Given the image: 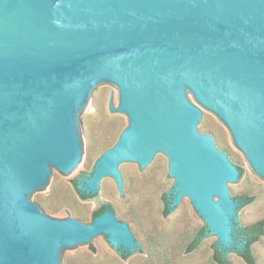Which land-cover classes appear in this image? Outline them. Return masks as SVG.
<instances>
[{"label": "water", "instance_id": "95a60500", "mask_svg": "<svg viewBox=\"0 0 264 264\" xmlns=\"http://www.w3.org/2000/svg\"><path fill=\"white\" fill-rule=\"evenodd\" d=\"M106 86L129 126L78 188L95 195L113 180L128 196L127 166L150 174L168 158L171 207L179 216L192 203L233 261L245 209L232 189L245 178L203 134L208 117L192 99L264 179V0H0V264H68L105 238L145 253L112 210L88 224L34 203L58 171L82 172V121Z\"/></svg>", "mask_w": 264, "mask_h": 264}, {"label": "rangeland", "instance_id": "374dc122", "mask_svg": "<svg viewBox=\"0 0 264 264\" xmlns=\"http://www.w3.org/2000/svg\"><path fill=\"white\" fill-rule=\"evenodd\" d=\"M120 106V91L106 86L95 104L92 106L82 123L89 131L84 142L82 172L70 179L58 171L56 184L46 193L34 201L44 207L50 203L60 204L56 197L51 199L54 187L71 188L69 197L62 208L47 217L54 220L74 219V214H83L88 224L92 223V214L103 204H109L121 222L127 223L139 235L145 253L141 257L123 259L114 249L107 238L90 249L71 251L68 254V264H218L214 261L213 244L218 239L213 235L206 237L201 245L193 252H188L189 244L197 232L205 226L204 219L190 203L178 216L173 209L166 217V205L163 196L171 193L175 178H170L168 158H162L150 174L139 166H127L125 178L129 189L127 196L124 191L119 192L117 184L111 180L97 194L88 201H83L75 192L70 181L80 177L83 173L92 174L99 158L106 150L112 148L122 132L129 126V118L119 117L110 110V99ZM192 102L208 117L203 134L219 137L222 152L226 151L229 159L236 161L244 173V181L240 189H232L234 198L247 194L255 197L252 204L245 209L243 226L256 223L264 219V179L254 170L245 153L238 148L230 128L211 110L201 105L195 95ZM115 124L119 128L114 130ZM111 131L112 136L108 137ZM210 133V134H209ZM44 209V208H43ZM254 254L258 264H264V236L254 244ZM229 260V253L227 254ZM232 264H247L236 255Z\"/></svg>", "mask_w": 264, "mask_h": 264}, {"label": "trees", "instance_id": "16d2710c", "mask_svg": "<svg viewBox=\"0 0 264 264\" xmlns=\"http://www.w3.org/2000/svg\"><path fill=\"white\" fill-rule=\"evenodd\" d=\"M118 128H119V124H115L113 127L114 130H117ZM113 132L114 131H111L110 134H108V137L112 136ZM224 152L226 153V151H224ZM237 168L240 172V177H242V175L244 173L243 169H241L239 167H237ZM89 175L90 174H88V173H83L80 177L70 181L75 192L79 195V197L83 201L91 200L92 198L97 196V194L87 195L85 192H83L82 190H80L78 188L80 179L85 178ZM70 190H71V188L69 186H67V187L61 186L60 188L54 187L52 192H51L50 197H51V199L53 197H56V200L60 204H57V205H56V203L51 204L50 199H49L47 204L44 205V207H43L44 210L46 212L51 213V214L59 211L62 208V206L65 204V200L69 197ZM233 199L238 201V203L240 204L239 208H243V207H246V206L252 204L255 200V197L247 195V194H242V195L236 196ZM163 200H164L165 205H166L164 215L166 217H168L173 211V209L170 208L171 203L173 201L172 194L170 192L165 194L163 196ZM107 210L113 211L112 206L109 204H103L97 210H95L93 212L92 220H94L96 217H98L99 215H101L102 213H104ZM74 219L85 220L86 217L83 214H74ZM237 225H238V228L235 230L237 246H236L235 250H233V252H235L239 257H241L247 264H258L257 258L254 254L253 246L255 243H257L261 239V237L264 236V219L260 220L256 223L250 224L248 226H243L240 224V222H238ZM208 236H209V230H208L207 226L205 225L197 232L196 236L194 237L192 242L189 244L188 252L195 251L201 245L203 240ZM213 248L215 250L213 259L216 263H218V264H232L231 261L229 260L228 256H227L228 252L221 248L218 240H217V242H215L213 244ZM117 251L121 254L123 259H128L131 256V253H126V252L121 251V250H117ZM166 264H171V263L167 262Z\"/></svg>", "mask_w": 264, "mask_h": 264}]
</instances>
